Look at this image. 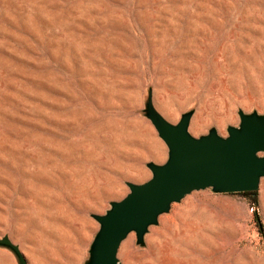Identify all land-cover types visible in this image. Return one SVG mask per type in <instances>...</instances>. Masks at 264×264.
<instances>
[{
	"label": "rangeland",
	"instance_id": "rangeland-1",
	"mask_svg": "<svg viewBox=\"0 0 264 264\" xmlns=\"http://www.w3.org/2000/svg\"><path fill=\"white\" fill-rule=\"evenodd\" d=\"M149 87L170 122L194 110L195 136L264 113V0H0V237L28 264H83L91 215L166 160ZM258 215L262 228L243 196L195 190L117 256L264 264V177ZM0 264L17 262L0 247Z\"/></svg>",
	"mask_w": 264,
	"mask_h": 264
},
{
	"label": "water",
	"instance_id": "water-1",
	"mask_svg": "<svg viewBox=\"0 0 264 264\" xmlns=\"http://www.w3.org/2000/svg\"><path fill=\"white\" fill-rule=\"evenodd\" d=\"M193 109L170 122L154 106L152 88L147 89L143 114L167 146L163 163L149 161L151 177L142 183L127 181L129 192L110 201L103 214H92L99 227L83 264H121L117 254L121 242L135 232L136 244H144L151 225L158 224L174 202L195 190L210 188L228 193L258 190L264 177V113L238 110L237 125H228L227 134L215 127L199 136L189 131ZM0 247L9 250L17 264H28L19 245L4 235Z\"/></svg>",
	"mask_w": 264,
	"mask_h": 264
},
{
	"label": "trees",
	"instance_id": "trees-1",
	"mask_svg": "<svg viewBox=\"0 0 264 264\" xmlns=\"http://www.w3.org/2000/svg\"><path fill=\"white\" fill-rule=\"evenodd\" d=\"M235 193L243 196L248 200L249 204L253 208L255 220L257 221L258 225L262 228L258 215V190L241 191Z\"/></svg>",
	"mask_w": 264,
	"mask_h": 264
},
{
	"label": "bare ground",
	"instance_id": "bare-ground-1",
	"mask_svg": "<svg viewBox=\"0 0 264 264\" xmlns=\"http://www.w3.org/2000/svg\"><path fill=\"white\" fill-rule=\"evenodd\" d=\"M178 234V233H177ZM140 245V244H139ZM144 244H142L141 246H143ZM222 247V246H221ZM224 247V246H223ZM166 248V247H165ZM162 249V248H161ZM221 249V248H220ZM164 257V256H163ZM167 261H168V259H167ZM149 264V263H148Z\"/></svg>",
	"mask_w": 264,
	"mask_h": 264
}]
</instances>
